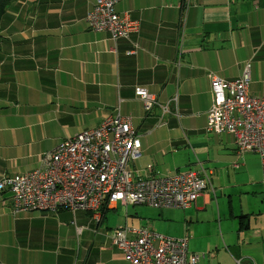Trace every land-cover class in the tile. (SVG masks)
I'll return each instance as SVG.
<instances>
[{
	"label": "crops",
	"instance_id": "crops-1",
	"mask_svg": "<svg viewBox=\"0 0 264 264\" xmlns=\"http://www.w3.org/2000/svg\"><path fill=\"white\" fill-rule=\"evenodd\" d=\"M94 3L7 6L0 23V180L42 168L43 155L61 141L120 113L142 142L131 169L143 174L154 164L157 174L173 175L203 166L210 183L193 206L162 209L156 219L138 212L143 204L120 201L104 205L98 218L64 208L14 213L9 193L0 191V264H128L111 245L125 224L188 236L198 264H264L260 156L237 154L232 135L206 127L211 73L236 80L250 65L249 91L264 95V0H119L117 11L140 29L118 40L89 28ZM137 87L158 100L151 112Z\"/></svg>",
	"mask_w": 264,
	"mask_h": 264
},
{
	"label": "built area",
	"instance_id": "built-area-1",
	"mask_svg": "<svg viewBox=\"0 0 264 264\" xmlns=\"http://www.w3.org/2000/svg\"><path fill=\"white\" fill-rule=\"evenodd\" d=\"M118 1L95 0L87 14L89 28L106 31L113 40L138 32L139 23L117 11ZM250 81V65L236 80L210 74L213 101L206 127L215 134L232 135L237 154L257 153L264 175V95H251ZM136 94L146 113L158 103L145 88L137 87ZM141 151V138L131 118L117 113L61 141L43 155L42 168L3 177L0 191L9 193L14 213L66 208L93 211L98 218L100 208L118 201L160 210L188 209L210 183L211 172L203 166L160 175L154 164H148L141 174L130 168ZM188 244V236L170 237L148 226L127 224L116 228L111 237V245L128 264H198L201 255L189 252Z\"/></svg>",
	"mask_w": 264,
	"mask_h": 264
},
{
	"label": "rangeland",
	"instance_id": "rangeland-1",
	"mask_svg": "<svg viewBox=\"0 0 264 264\" xmlns=\"http://www.w3.org/2000/svg\"><path fill=\"white\" fill-rule=\"evenodd\" d=\"M166 160H170V157H167ZM145 206L146 205H139L137 207V210H138L139 213H142L146 217H150V218L156 219L157 217H159V215H160L159 213H162V211H161L162 209L160 210V209L152 208V207H149V206H147V207H145ZM130 208H129V210H132V209H134L136 207H134V208L130 207ZM156 231H157L158 234H161V232H159L161 230H159L158 228H156Z\"/></svg>",
	"mask_w": 264,
	"mask_h": 264
},
{
	"label": "trees",
	"instance_id": "trees-1",
	"mask_svg": "<svg viewBox=\"0 0 264 264\" xmlns=\"http://www.w3.org/2000/svg\"><path fill=\"white\" fill-rule=\"evenodd\" d=\"M14 0H0V23H1V20H2V17H3V15H4V13H5V10H6V8H7V6L10 4V3H12ZM104 207V206H103ZM100 208V213L104 210V208ZM64 209H66V208H64ZM61 210V209H60ZM67 210H69V209H67ZM59 211V210H58ZM58 211H56V212H58ZM71 211V210H70ZM78 211V210H77ZM83 211H88V210H83ZM41 212H45V211H41ZM72 212H75V211H72ZM89 212H91L92 214H94V212L93 211H89ZM49 213H55V212H49Z\"/></svg>",
	"mask_w": 264,
	"mask_h": 264
}]
</instances>
